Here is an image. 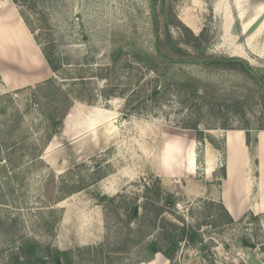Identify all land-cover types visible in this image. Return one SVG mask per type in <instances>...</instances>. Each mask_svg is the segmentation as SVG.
Segmentation results:
<instances>
[{
    "label": "rangeland",
    "instance_id": "obj_1",
    "mask_svg": "<svg viewBox=\"0 0 264 264\" xmlns=\"http://www.w3.org/2000/svg\"><path fill=\"white\" fill-rule=\"evenodd\" d=\"M17 2L38 46L72 64V77H87L93 96L73 102L41 149L48 108L29 90L0 88V159L12 127L21 151L10 156L14 168L0 170V264H13L24 242L37 244L42 264H55V252L66 253L57 264H264V213L226 223L211 201L232 130H249L256 187L264 0ZM213 58L238 59L250 72L204 64ZM105 89L115 96L104 100ZM196 122L198 132L187 129ZM173 232L168 260L161 251L170 254Z\"/></svg>",
    "mask_w": 264,
    "mask_h": 264
},
{
    "label": "crops",
    "instance_id": "obj_2",
    "mask_svg": "<svg viewBox=\"0 0 264 264\" xmlns=\"http://www.w3.org/2000/svg\"><path fill=\"white\" fill-rule=\"evenodd\" d=\"M12 32L20 37V46L9 38ZM49 73L41 48L16 5L11 0H0V88L14 92L33 87L46 81ZM246 139L243 130L226 132L225 177L211 200L221 204L234 221L248 212L264 213V131L255 134L253 140L258 172L255 189L249 175L250 155ZM211 170L210 167V172H214Z\"/></svg>",
    "mask_w": 264,
    "mask_h": 264
},
{
    "label": "trees",
    "instance_id": "obj_3",
    "mask_svg": "<svg viewBox=\"0 0 264 264\" xmlns=\"http://www.w3.org/2000/svg\"><path fill=\"white\" fill-rule=\"evenodd\" d=\"M14 5H17V0H11ZM156 1V0H155ZM21 18L23 19L24 23L26 24L27 28L30 31L29 24L27 22L26 17L22 12H19ZM31 32V31H30ZM32 34V32H31ZM36 43L37 40L34 37ZM42 54L44 56V59L46 61L47 67L52 73V77L47 79L46 81L35 85L34 87H28L25 89L17 90L15 91L16 93H21L23 90L27 91L29 90L30 93H32L33 98L38 101L39 106L42 108H48V110L45 111H40L41 114L45 117L46 123H47V128L49 133L46 135V138L43 141L41 149L46 147L49 144V141L54 135H57L59 133V128L63 126V120L67 116V112L69 111V108L75 101H81V102H86L82 97V94H85L86 92L89 94L88 97L92 98V94L89 93V90H86V87L88 86V80L87 77L84 76H78V77H72L73 74L70 72L69 67L72 66V64L68 63L67 61L63 60L59 56L53 55L50 53L47 49L41 48ZM205 65H213L217 68L221 69H228V70H236L238 66L242 69L244 72H250L247 65L243 63L242 61H239L238 59L234 58H213L210 59L209 61L204 63ZM80 67V70H83L84 67H87V63H80L78 64ZM83 68V69H81ZM102 78L103 80H108L110 79L109 76H104V77H98ZM59 80V82L57 81ZM99 95L104 99V100H110L115 94L113 91H109L107 89L99 91ZM40 100V103H39ZM90 102V101H89ZM63 109L64 112L59 116V111ZM17 127V126H16ZM13 127L8 130V136L10 138L5 139L2 144L5 147V153L6 157L0 159V163H3L4 165L0 167V170H3L4 172H7V165H9L11 168H14L15 165H17L18 160H14L12 157L13 153L16 152H21L18 150V144L15 143L14 139H16V135H11L13 132ZM187 129L193 130L194 132H198V125L197 122L196 124L188 127ZM246 132L247 134V146H249V130L245 129H240ZM32 149V148H31ZM29 151V154H33L34 149ZM0 150H1V144H0ZM6 164V165H5ZM6 169V170H5ZM225 175V174H224ZM73 191H69L67 194H71ZM158 196V193L156 194ZM170 197V195H168ZM166 203L168 205H174V201H170L168 198L166 199ZM217 209L221 211L225 218H226V223H232L233 220L230 218V216L227 214L225 209L222 207L221 204L217 206ZM161 211H157L155 214V218H157L161 213ZM218 215V214H216ZM129 219H133L137 221L139 219L138 216H134L132 210H129ZM178 229V228H177ZM176 227L173 228V230H177ZM184 229L182 232V235H184ZM166 243L168 244V249L171 250L170 254L167 253V251H161L160 249H157V251H161L162 254L168 259L171 260V254L174 252L175 248L177 247L178 244V237H177V232H173L169 236L165 238ZM19 254L11 259L10 263L13 264H42L43 260L42 258L38 257L37 254V244L34 242H24L22 245L19 246L18 248ZM66 253L64 252H55L53 255H51V260L57 264L60 262V259L65 258ZM63 264H67L66 261L63 262Z\"/></svg>",
    "mask_w": 264,
    "mask_h": 264
},
{
    "label": "bare ground",
    "instance_id": "obj_4",
    "mask_svg": "<svg viewBox=\"0 0 264 264\" xmlns=\"http://www.w3.org/2000/svg\"><path fill=\"white\" fill-rule=\"evenodd\" d=\"M9 38H11L12 40V43H16V45L18 44L19 46H20V37L16 34V33H14V32H12V33H9ZM190 159V158H189ZM192 164V163H191ZM192 168V167H191Z\"/></svg>",
    "mask_w": 264,
    "mask_h": 264
},
{
    "label": "water",
    "instance_id": "obj_5",
    "mask_svg": "<svg viewBox=\"0 0 264 264\" xmlns=\"http://www.w3.org/2000/svg\"><path fill=\"white\" fill-rule=\"evenodd\" d=\"M133 215L136 216V208H134Z\"/></svg>",
    "mask_w": 264,
    "mask_h": 264
}]
</instances>
